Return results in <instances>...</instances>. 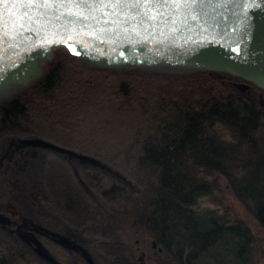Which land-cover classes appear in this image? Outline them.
I'll return each instance as SVG.
<instances>
[{
  "label": "trees",
  "instance_id": "trees-1",
  "mask_svg": "<svg viewBox=\"0 0 264 264\" xmlns=\"http://www.w3.org/2000/svg\"><path fill=\"white\" fill-rule=\"evenodd\" d=\"M250 88L214 70L183 75L108 71L60 49L39 82L1 104L0 133L13 127L60 150L77 149L90 156H82L86 162L103 159L126 172L147 196L162 261L253 264L258 237L248 219L220 197V207L200 205L203 197L218 196L223 176L264 231V90ZM31 164L7 178L14 189L30 187L24 197L39 205L41 179L29 176L23 185ZM87 178L113 206L134 207L131 191L109 174L99 171ZM63 233L77 236L70 228ZM41 239L53 260L33 247L13 257L11 242L0 240V264L70 261L63 243Z\"/></svg>",
  "mask_w": 264,
  "mask_h": 264
},
{
  "label": "rangeland",
  "instance_id": "rangeland-1",
  "mask_svg": "<svg viewBox=\"0 0 264 264\" xmlns=\"http://www.w3.org/2000/svg\"><path fill=\"white\" fill-rule=\"evenodd\" d=\"M60 49L75 54L86 65L102 67L108 71L143 69L148 72L183 75L211 68L207 65L197 67L186 61H154L141 65L126 59L123 62L109 60L105 66H101L99 65L101 58L91 52L71 45H57L52 48L51 56L43 60L37 76L31 82L11 83L9 88L0 89V106L5 100L39 82L46 73L48 64ZM244 62L257 66L255 63ZM224 73L230 74L226 71ZM237 78L244 89H249L253 84L241 77ZM251 92L257 94L255 90ZM8 136L32 138L18 129L7 128L0 134V147L6 143ZM24 145L20 140L9 139L0 150V210L19 221L15 226L0 225V240L11 242L14 248L13 257L21 249L30 247L27 238L31 237L24 232V227L18 228L24 220L21 217L23 212L26 216L33 217L37 225L46 227L54 233L64 234L65 229H74L77 235L74 237L75 241L90 254L96 264H168L161 259L159 246L149 225L150 210L147 196L141 186L126 172L103 159H96L97 162L89 161L87 158V162L81 160L82 156H90L77 149H51L42 145L33 150ZM32 160L36 161L35 164ZM25 164L31 165H28L25 171L23 185L29 180V176L41 179L39 205L35 204L37 200L24 197L30 187L14 189V186L9 184L7 176L9 174L18 176V167ZM99 171L109 174L117 184L131 191L135 200L132 209H118L105 200L98 188L87 178ZM218 181L221 188L217 191L218 196L203 197L200 205L220 207L217 201L220 197L237 215L248 219L258 237L253 264H264V231L235 197L227 179L219 176ZM27 222L35 223L31 220ZM35 234L37 237L41 236L37 232ZM83 258L85 256L80 250L72 249L70 261L66 264H78Z\"/></svg>",
  "mask_w": 264,
  "mask_h": 264
},
{
  "label": "water",
  "instance_id": "water-1",
  "mask_svg": "<svg viewBox=\"0 0 264 264\" xmlns=\"http://www.w3.org/2000/svg\"><path fill=\"white\" fill-rule=\"evenodd\" d=\"M255 9H260L264 15V0H201L197 6L199 15L188 7L177 14V20H182L183 23L165 27L162 31L160 27L153 28L147 24L133 27L132 23L115 15L102 17L109 21L108 24L93 21L95 28H83L80 23L72 24L64 18L48 24L46 19H36L46 15L44 9H25V0H0V73L13 72L24 57L31 56L39 48L71 45L85 48L83 50L86 51L94 49L122 54L161 52L186 56L211 67L206 70L226 71L264 90L262 68L245 63L223 51L194 44L196 40L221 41L236 37L248 24ZM103 11L105 10L101 9L95 15L100 16ZM169 13L171 14V9ZM47 15H51L50 11ZM65 25L70 31L66 32ZM56 30L63 36H54L53 32ZM69 34L72 39L67 38ZM260 100L264 104L263 94H260ZM0 223L11 224L12 219L0 212ZM61 241L69 247L73 246L65 238ZM75 248L83 251L85 258L93 263L86 250L81 246ZM42 253L53 260L45 250Z\"/></svg>",
  "mask_w": 264,
  "mask_h": 264
},
{
  "label": "snow or ice",
  "instance_id": "snow-or-ice-1",
  "mask_svg": "<svg viewBox=\"0 0 264 264\" xmlns=\"http://www.w3.org/2000/svg\"><path fill=\"white\" fill-rule=\"evenodd\" d=\"M200 3L201 0H25V9L31 7L38 11L44 9L46 15L36 19H46L48 24H52L53 20L64 18L72 24L80 23L83 28H95L93 21L108 24L109 21L102 17L115 15L132 23L133 27L147 24L153 28L160 27L163 31L165 27H174L177 23H183L182 20H177V14L188 7L199 15L197 6ZM101 9L105 11L100 16L95 15ZM49 11L51 15H47ZM64 27L66 32L70 31L67 25ZM53 35L63 36L59 30L54 31ZM67 38L72 39V36L69 34Z\"/></svg>",
  "mask_w": 264,
  "mask_h": 264
},
{
  "label": "bare ground",
  "instance_id": "bare-ground-1",
  "mask_svg": "<svg viewBox=\"0 0 264 264\" xmlns=\"http://www.w3.org/2000/svg\"><path fill=\"white\" fill-rule=\"evenodd\" d=\"M194 44L210 47L215 50L223 51L232 57L240 60L248 61L257 64L258 67L264 69V15L260 9H255L250 17L248 24L241 29L236 37L216 41V40H196ZM83 48V47H82ZM85 49V48H83ZM94 55L101 59L99 65L105 66L109 60L123 62L124 59L130 60L137 64L145 65V63H152L154 61H171L182 62L202 67L197 61L191 60L186 56L171 55L158 53H111L102 52L94 49H87ZM52 48L42 47L34 51L31 56L24 57L20 66L13 72L1 74L0 73V89L9 88L11 83L28 84L38 74L43 60L51 56Z\"/></svg>",
  "mask_w": 264,
  "mask_h": 264
},
{
  "label": "flooded vegetation",
  "instance_id": "flooded-vegetation-1",
  "mask_svg": "<svg viewBox=\"0 0 264 264\" xmlns=\"http://www.w3.org/2000/svg\"><path fill=\"white\" fill-rule=\"evenodd\" d=\"M4 130H6V129H4ZM4 130H2V132ZM8 137L9 138H7L6 143H8V140L9 139L20 140V141L24 142V144H25L24 146L25 147L32 148L33 150H37L36 147H39V146H42V145H46V146H48L51 149H56L54 146H50V144H45L42 141H39L37 139H28V138H20V137H14V138H12L11 136H8ZM5 144H3L0 147V150L5 146ZM37 153H38V151H37ZM0 212H2L5 215H7L3 210L2 211L0 210ZM7 216L10 217L9 215H7ZM18 224H19V221L15 220V219H12V223L11 224H2V223H0V225H9V226H12V225L15 226V225H18ZM20 224H21V226L19 225L18 228L20 229L21 227H24L23 228L24 232L28 233V236H30L31 239H32L31 240V239L27 238L28 239L27 241L29 242V245H30V247L28 249H30V250L33 247V248L39 249L41 252L43 250V252H44V247L42 246L43 242H42L41 236L48 237V238H55L57 241H59L61 243H63L61 241V239L62 238H65L69 244H72L73 245L72 247H69L68 245H66V244L63 243L70 250V254L72 252V249H75V246H80L79 243L77 241H75V239L68 237L66 234L54 233V232L50 231L49 229H47L46 227L39 226L36 223H31V222H27L26 220H23V222L20 223ZM36 232H37L38 235H41V236L37 237L36 234H35ZM80 252L84 255L83 251L80 250ZM86 261H87V264H96V262L94 260H93V263L90 262V261H88V259H86Z\"/></svg>",
  "mask_w": 264,
  "mask_h": 264
}]
</instances>
